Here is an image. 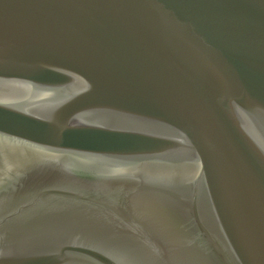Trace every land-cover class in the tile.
I'll return each mask as SVG.
<instances>
[{
	"label": "water",
	"instance_id": "water-1",
	"mask_svg": "<svg viewBox=\"0 0 264 264\" xmlns=\"http://www.w3.org/2000/svg\"><path fill=\"white\" fill-rule=\"evenodd\" d=\"M0 264H264V0H0Z\"/></svg>",
	"mask_w": 264,
	"mask_h": 264
}]
</instances>
